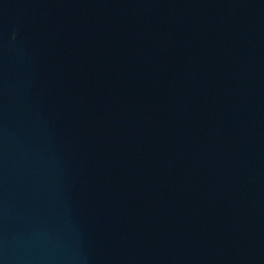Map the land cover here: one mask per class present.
<instances>
[{
	"label": "water",
	"instance_id": "1",
	"mask_svg": "<svg viewBox=\"0 0 264 264\" xmlns=\"http://www.w3.org/2000/svg\"><path fill=\"white\" fill-rule=\"evenodd\" d=\"M0 264H264V0H0Z\"/></svg>",
	"mask_w": 264,
	"mask_h": 264
}]
</instances>
